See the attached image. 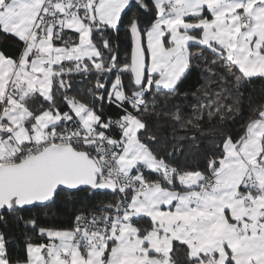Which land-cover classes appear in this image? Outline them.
<instances>
[{
    "label": "snow or ice",
    "instance_id": "1",
    "mask_svg": "<svg viewBox=\"0 0 264 264\" xmlns=\"http://www.w3.org/2000/svg\"><path fill=\"white\" fill-rule=\"evenodd\" d=\"M0 35V264H264V0H0Z\"/></svg>",
    "mask_w": 264,
    "mask_h": 264
},
{
    "label": "trees",
    "instance_id": "2",
    "mask_svg": "<svg viewBox=\"0 0 264 264\" xmlns=\"http://www.w3.org/2000/svg\"><path fill=\"white\" fill-rule=\"evenodd\" d=\"M116 41H114V44ZM120 59L121 62H123L125 57L126 50L129 49V45L125 39V34L122 31L120 33ZM196 49H193L195 51ZM211 59V57H209ZM203 67V64L201 65ZM219 66V61L216 65L209 64V68H217ZM207 75V73H205ZM75 80H80L81 78L79 76L74 78ZM124 83L127 84L128 80L125 77ZM205 84V81L200 78L199 73H197L196 77L191 78L190 80L185 82L184 90H187L189 92L194 91L197 87ZM87 87V85H77L78 90H83ZM211 87V85H209ZM243 92V100H244V116L243 119H238L235 124L231 126V131L235 134L238 133L241 129V126L244 125L249 117V114L251 112V109L256 107L258 104L264 102V79L262 78H253L250 83H247L242 88ZM172 103L174 105H180V107L184 110L185 117L188 115H191V109L189 105L191 103H195L194 100H183V98L173 100ZM174 110V109H173ZM105 113L112 114L115 118V113L118 111L114 106H106L104 108ZM208 117H207V110L203 113V126L205 129V136L207 139H205V136H199V139L203 140L202 146H210L211 144V134L207 132V129L210 127L208 124ZM161 123H166L165 121H161ZM170 125L168 126V130L170 131ZM178 127V126H177ZM191 135V133H189ZM183 161H181L182 163ZM204 164L201 162V168L203 169ZM111 199V197H104L102 195H98L96 197H93L91 200H89L86 196H81V203L77 204L75 208H81L82 206H88L90 207L93 204H97L101 200ZM73 206L72 205H66L62 202H57L55 204H50L47 208H41L39 210L32 209L31 212L33 214L38 213L39 215V223L41 226L46 227H68L71 222L72 213H73ZM22 215L28 216L29 213H22ZM15 234L19 240V243L17 244V251L20 250L22 244H23V233L28 232L30 235L32 234L31 229H25L23 226L19 228L14 229ZM33 241L35 243L40 242H47L46 237H39L38 235H33Z\"/></svg>",
    "mask_w": 264,
    "mask_h": 264
},
{
    "label": "crops",
    "instance_id": "3",
    "mask_svg": "<svg viewBox=\"0 0 264 264\" xmlns=\"http://www.w3.org/2000/svg\"><path fill=\"white\" fill-rule=\"evenodd\" d=\"M12 47H13L12 40L10 38H5L3 35H0V50L11 51Z\"/></svg>",
    "mask_w": 264,
    "mask_h": 264
}]
</instances>
